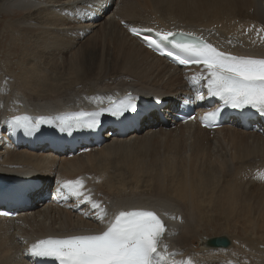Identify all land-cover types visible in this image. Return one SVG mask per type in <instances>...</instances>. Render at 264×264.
Returning a JSON list of instances; mask_svg holds the SVG:
<instances>
[{"label":"bare ground","instance_id":"1","mask_svg":"<svg viewBox=\"0 0 264 264\" xmlns=\"http://www.w3.org/2000/svg\"><path fill=\"white\" fill-rule=\"evenodd\" d=\"M12 9L26 10L16 20L19 28L9 34L23 39L28 50L15 62L8 56L3 64L0 58V135L7 129L4 121L22 110L35 119L88 111L97 106V97L116 93L139 99L178 96L186 88L183 77L197 74L199 68L167 64L130 35L120 24L122 19L161 31L183 28L207 36L225 50L264 57V0H0V15ZM87 36L88 43L77 46ZM190 128L151 132L143 128L139 134L106 139L100 147L69 158L12 147L0 138V178L37 171L44 182L82 179L109 214L143 208L162 218L166 226L162 245L175 254L169 258L192 264H250L237 256L195 253L192 243L200 230L216 227V218L240 225L241 232L264 228L263 220L252 218L255 208L264 207V185L255 184H264L257 178L264 175V133L223 126L217 130L221 137L211 139L214 147L222 142L217 166L209 167L198 165L209 162L212 142L204 144L205 136H192L203 130ZM185 132V142L179 141L177 133ZM132 146L142 150L150 146L152 157L133 161L130 178L102 166L109 152L124 153ZM217 170H228L230 177L224 181L217 177L216 185L211 178ZM141 172L147 173L146 179H139ZM87 207L83 213H72L35 200L15 218H0V264H29L23 255L35 237L103 230L105 225ZM222 235L230 240V248V237ZM211 237L198 239V247L223 249L209 248ZM253 264H264V254Z\"/></svg>","mask_w":264,"mask_h":264},{"label":"snow or ice","instance_id":"2","mask_svg":"<svg viewBox=\"0 0 264 264\" xmlns=\"http://www.w3.org/2000/svg\"><path fill=\"white\" fill-rule=\"evenodd\" d=\"M129 30L137 36L142 32L153 31L136 27H130ZM144 39L148 47L170 57L179 65L202 66L200 73L189 78L197 99H204L197 86L201 81H206L203 87L207 90V96L218 98L224 107L241 112L250 108L264 117V58L225 53L190 32L156 31L155 38L145 35ZM166 46L176 51H166ZM96 99L103 103L101 98ZM136 111L135 98L129 94L119 102H112L109 98V106L99 111H77L35 119L27 115L13 116L4 123L11 128L22 129L25 135L34 134L42 125L54 126L62 133L71 134L77 129L95 130L104 113L120 118L127 112ZM221 111V108H217L206 112L201 118L202 123L210 126ZM257 178L264 179V175ZM57 183L61 198L67 200L71 197L78 204L89 205L90 214H94L105 226L98 232L40 239L27 249L31 257L51 259L55 264H192L191 261L169 259L175 254L168 252L166 244L162 245L166 226L154 211L132 208L109 214L107 207L95 200L90 190L85 189L82 179Z\"/></svg>","mask_w":264,"mask_h":264},{"label":"rangeland","instance_id":"3","mask_svg":"<svg viewBox=\"0 0 264 264\" xmlns=\"http://www.w3.org/2000/svg\"><path fill=\"white\" fill-rule=\"evenodd\" d=\"M23 10L12 9L11 13H2L0 15V58L3 64H4L3 57L11 56L9 60L11 62H15L18 60L21 54L25 53L26 50H28V46L25 44L23 39L19 38V36L17 35L12 37L9 34L10 30L12 29L17 30L19 28L18 25L16 24V20L20 16H22L23 13L26 12V10L24 12ZM87 39H88V36L84 38L83 40H79V43L77 46H80L83 43H88ZM39 62L44 63L45 61L40 60ZM12 70H15V67H13ZM220 144H218L217 147H214L213 144H211V148L209 150L211 149L213 150H211V152L209 150L207 151V154L209 155V162H206V163L201 162V164L198 166H201V165H208L209 167L217 166L218 161L216 160V157H218V154H219L218 150L220 148ZM153 149H155V146L153 147ZM160 152L163 154L165 151L163 149H160ZM221 153L223 154L224 152H221ZM151 157H152V148L150 146H147L144 150L138 148L137 146H132L128 150H125L124 153L115 152L112 154L109 152L106 158H104L102 166L104 168H109L112 171L120 172L123 174L124 178L128 179L131 177L133 173V166H132L133 161L138 160L139 158L148 159V161H150ZM180 160L182 162H185L184 159L180 158ZM159 161L161 163L162 159H159ZM186 166L189 167L191 165L186 164V163H177V167H186ZM186 170L187 169L185 168L181 172L186 171ZM214 173H215V177H212L211 179H212V182L216 185L220 181H224L225 179L228 180L230 177L228 170L224 172L217 170ZM217 177L220 178V181L218 180ZM141 178L146 179L147 173L141 172V177L139 179ZM166 179L168 178L166 177ZM255 184H260V185H257L259 187L264 185L259 181H256ZM252 218L255 219L259 223H261L260 220L264 221V207L255 208L252 212ZM227 221L228 220L226 218H216L215 223H213L214 225H216L215 228L212 227L208 230H200L197 236L193 239L192 244L194 246V249L192 251L195 253L208 251L216 255H227L230 257L237 256L239 259L243 258L244 260L249 261L250 264L251 263L253 264L254 258L256 256L258 255L260 256L262 253L264 254V234L260 232V230L264 232V228H261L259 230H256L255 229L256 227L255 228L253 227V230L252 228L251 229L246 228L245 232H241L242 228L240 225L236 226L232 222H227ZM222 234H226L227 236L230 237L231 240L233 239V242L230 248L211 250V249H203V248L198 247L199 246L197 242L198 239H201L203 237L222 235Z\"/></svg>","mask_w":264,"mask_h":264},{"label":"water","instance_id":"4","mask_svg":"<svg viewBox=\"0 0 264 264\" xmlns=\"http://www.w3.org/2000/svg\"><path fill=\"white\" fill-rule=\"evenodd\" d=\"M207 245L211 246L209 248H215V247H229L230 240L223 235L213 236L208 239ZM208 247V246H207Z\"/></svg>","mask_w":264,"mask_h":264}]
</instances>
